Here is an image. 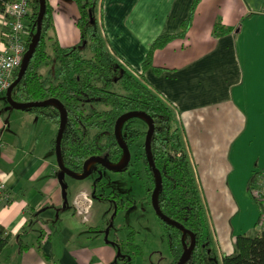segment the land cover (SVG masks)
I'll use <instances>...</instances> for the list:
<instances>
[{
	"label": "crops",
	"instance_id": "crops-1",
	"mask_svg": "<svg viewBox=\"0 0 264 264\" xmlns=\"http://www.w3.org/2000/svg\"><path fill=\"white\" fill-rule=\"evenodd\" d=\"M48 1L50 35L61 46L77 45L76 3ZM192 4L98 0L96 12L110 51L134 72L142 71L155 39L175 35L155 50L144 75L176 108L222 256L233 252L237 236L230 220L239 210V162L249 157V178L264 169V137H258L264 128V0H201L191 15ZM190 17L186 35H179ZM218 19L229 28L224 35L213 32ZM6 23L0 14V53ZM58 129L0 93V224L11 234L0 264H124L114 243L125 240L107 229L115 205L92 197L86 178L61 176L52 148ZM76 198L86 213L78 212Z\"/></svg>",
	"mask_w": 264,
	"mask_h": 264
},
{
	"label": "trees",
	"instance_id": "trees-1",
	"mask_svg": "<svg viewBox=\"0 0 264 264\" xmlns=\"http://www.w3.org/2000/svg\"><path fill=\"white\" fill-rule=\"evenodd\" d=\"M8 1L0 0V11L4 10ZM73 1L79 11L76 24L80 30V42L75 46L64 47L53 39L50 30L54 23V9L47 0L40 42L23 78L13 89L12 98L16 102L57 98L64 104L68 119L62 138V158L65 166L76 174L83 171L85 161L92 156L103 157L111 164H118L124 151L115 135L117 120L131 111L148 114L154 120L153 160L162 175L158 198L160 209L195 235L196 247L185 264H207V255L213 252L215 240L209 210L183 130L177 121L176 108L148 84L144 75V71L152 67L155 50L165 47L175 35H162L155 39L142 64V71L134 72L110 51L96 12L98 0ZM200 1L193 0L191 15ZM39 10L40 0H31V14L27 21V49L37 32ZM190 23L191 17L183 22L179 35H186ZM228 31L229 28L218 19L214 25V34L224 35ZM19 70L20 67L14 72L12 82L18 77ZM25 110L37 112L44 120L54 122L59 128L61 116L55 105ZM146 133V130L139 128L124 127L122 137L127 143L144 137ZM55 145L56 138L52 140L54 151ZM141 159L151 184L148 191L152 192L156 184L155 174L145 153L141 154ZM262 171H254L250 176L249 191ZM101 185V179L95 181L94 195H97L95 190ZM107 199L114 200L115 197ZM115 202L117 211L135 203L134 200ZM159 220L167 237L171 264H177L184 253L182 230ZM129 228L126 242L114 243L124 264H130L133 258L143 254L142 248L135 244V229L132 226ZM10 239L11 234L0 224V254ZM190 241L191 236L187 235L186 242ZM221 264H264V228L254 233L237 235L233 252L223 254Z\"/></svg>",
	"mask_w": 264,
	"mask_h": 264
},
{
	"label": "rangeland",
	"instance_id": "rangeland-1",
	"mask_svg": "<svg viewBox=\"0 0 264 264\" xmlns=\"http://www.w3.org/2000/svg\"><path fill=\"white\" fill-rule=\"evenodd\" d=\"M43 71H45V68ZM125 126L145 130L147 129V122L140 117H133L130 118V121ZM258 137L259 141L264 137L263 127L258 128ZM143 142L144 139H140L138 142L129 145L131 160L125 171H113L109 168H102L98 172L93 170L83 183L92 186L97 177L101 178L102 186L98 189L100 194L120 196L121 202L127 199L135 201V203L119 211L113 208L114 213L111 216L109 215L110 220L107 226V229L113 230L111 231L112 234L117 235L119 239H124L125 242L130 233L129 226L135 229V244L142 248L143 254L133 258L130 264H170L172 257L166 234L151 201L147 199L150 195L148 189H150L151 184L149 183L144 162L138 158L142 148L139 146L137 148V143L140 145ZM256 147L260 148L255 143L253 148ZM252 165L254 166V168L252 166L253 169L257 170L259 168L253 163ZM250 166L249 157L247 156L240 160L237 170L238 182L235 186V191L238 194L239 210L237 214H234L233 220H230L237 235L248 232L254 233L260 230L257 222L263 212V208L248 189V174H250L248 171H250ZM67 178L70 180V177ZM112 225L113 227H111ZM221 257L215 242L213 252L207 255V264H221Z\"/></svg>",
	"mask_w": 264,
	"mask_h": 264
},
{
	"label": "water",
	"instance_id": "water-1",
	"mask_svg": "<svg viewBox=\"0 0 264 264\" xmlns=\"http://www.w3.org/2000/svg\"><path fill=\"white\" fill-rule=\"evenodd\" d=\"M46 9H47V0H40V10H39L38 19H37V32L33 36L32 40L29 44V47L25 53L22 64L20 66L18 77L16 78V80L14 82H12V84L10 85L8 90L6 91L7 101L10 103L11 106H13L14 108H17V109H24L25 110V109H30V108L44 107L47 105H55L59 109L61 117H60V125H59L58 133L56 136V145H55V152H56V156H57L58 166L61 170V174H62L61 176L62 177H64L65 175H69V176H71L75 179H79V180L85 179L89 175L88 167L92 166L93 164H100L103 167L109 168L113 171H121L124 168H126L130 163L131 153H130V150L128 148V145L125 143V141L122 138L121 128H122L123 124L127 120H129L130 118L140 117V118L144 119L149 125V129L147 131L146 141H145V152H146L147 160H148L150 166L152 167V169L154 171L155 180H156V186H155V189H154L153 194H152V204H153V207H154V210H155L157 216L160 219H162L164 222L175 225L180 230H182V232H183L182 241L184 244V253L181 256L180 260L177 262V264H185V262L192 255V252L196 246V238H195L194 233H192L188 229H186L181 223H179V222L169 218L168 216H166L161 211V209L159 207L158 196H159V192H160V189L162 186V175H161V172L159 171V169L156 168L154 160H153L152 135L154 132V120L148 114H146L145 112H141V111H131V112H127V113L123 114L117 120V123L115 126V135L117 137V140H118L120 146L124 150V156H123V159L119 165L111 164V163L107 162L102 157L93 156V157L88 158L85 161L83 174L80 175V174H76V173L72 172L71 170H69L65 166V164L63 162V158H62V138H63V134H64V131L66 128L67 119H68L67 109L64 106V104L57 98H49V99H46L44 101H33V102H16L12 98L13 89L23 78V76H24V74L28 68L29 62L32 59V56L35 52V49H36L38 43L40 42L41 35H42V29H43V19H44L45 13H46ZM62 185H63L64 191H65L67 188V184L62 181ZM187 234H190L192 237L190 245H188L185 241ZM119 253H120V251H119Z\"/></svg>",
	"mask_w": 264,
	"mask_h": 264
},
{
	"label": "built area",
	"instance_id": "built-area-1",
	"mask_svg": "<svg viewBox=\"0 0 264 264\" xmlns=\"http://www.w3.org/2000/svg\"><path fill=\"white\" fill-rule=\"evenodd\" d=\"M0 14L7 21L3 34L6 45L0 53V93H3L12 84L14 72L21 66L27 51V21L31 14V0H9ZM251 193L263 208L259 217V226L264 228V170L251 188ZM83 199L90 202L88 197ZM82 202L81 198H76L74 202L80 214L86 213Z\"/></svg>",
	"mask_w": 264,
	"mask_h": 264
},
{
	"label": "flooded vegetation",
	"instance_id": "flooded-vegetation-1",
	"mask_svg": "<svg viewBox=\"0 0 264 264\" xmlns=\"http://www.w3.org/2000/svg\"><path fill=\"white\" fill-rule=\"evenodd\" d=\"M130 121V119L129 120H127L124 124H123V126H122V128H121V134H122V132L124 131V127H126V128H129V127H127V126H125L126 125V123H128ZM134 129V128H133ZM140 129V128H139ZM148 129H149V125H148V123H147V129H145L146 131H148ZM141 130H144V129H141ZM146 135H147V133H146ZM146 135L144 136V137H142V138H140V139H144V142L143 143H141L140 145L137 143V148H138V146L140 147V148H142V151L141 152H139V157L138 158H140L141 159V154L142 153H145L146 154V152H145V141H146ZM123 138V137H122ZM140 139H136V140H134V141H129V142H125L127 145H128V148H129V145L130 144H132V143H134V142H138V140H140ZM124 140V139H123ZM122 148V147H121ZM124 151V150H123ZM131 153V152H130ZM137 156H138V153H137ZM93 157V156H92ZM96 157H98V156H96ZM147 157V156H146ZM103 158V157H102ZM105 159V158H104ZM123 159V158H122ZM122 159H121V161H122ZM106 160V159H105ZM107 161V160H106ZM120 161V162H121ZM108 162V161H107ZM120 162L118 163V164H114V165H119L120 164ZM110 163V162H109ZM130 164V163H129ZM100 166V167H97V166ZM129 166V165H128ZM128 166L126 167V168H124L123 170H121V171H119V172H123V171H125L127 168H128ZM102 168H105V167H103L102 165H100V164H93L92 166H90V167H88V170H89V174L93 171V170H95L96 172H98V171H100ZM83 170H84V166H83ZM80 175H82L83 174V171L81 172V173H79ZM69 176V175H68ZM71 177V176H70ZM88 177V176H87ZM86 177V178H87ZM73 178V177H72ZM98 179H101V178H96V180H98ZM95 180V181H96ZM95 183V182H94ZM94 183H93V185H94ZM101 183H102V179H101ZM93 185H92V192H91V194H92V197H94V198H96V199H101V200H105V201H109V202H112L114 205H115V208H116V200H120L121 201V197L120 196H116V195H114V194H111V195H103V194H100L99 192H98V189H99V187L95 190V193L97 194V195H94V188H93ZM102 186V185H101ZM100 186V187H101ZM155 186H156V184H155ZM154 189H155V187H154ZM154 189H153V191H154ZM149 190V189H148ZM153 191L151 192H149L150 193V195H149V197L147 198V199H149V201H151V203H152V194H153ZM97 196V197H96ZM108 197H115V199L114 200H112V199H107ZM158 198H159V196H158ZM132 199H127L126 201L127 202H130ZM158 204H159V201H158ZM152 206H153V204H152ZM160 207V206H159ZM154 208V207H153ZM116 211H117V208H116ZM155 211V210H154ZM156 213V212H155ZM162 220V219H161ZM187 235H190V234H187ZM182 236H183V232H182ZM191 236V235H190ZM187 237V236H186ZM191 240H192V237H191ZM185 241H186V239H185ZM125 242V241H124ZM187 243V242H186ZM188 245H190L191 244V241H190V243H187ZM196 247V246H195ZM195 249V248H194ZM194 251V250H193ZM193 253V252H192ZM123 258V257H122ZM171 262H172V260H171ZM171 262H170V264H171ZM124 263V262H123Z\"/></svg>",
	"mask_w": 264,
	"mask_h": 264
}]
</instances>
